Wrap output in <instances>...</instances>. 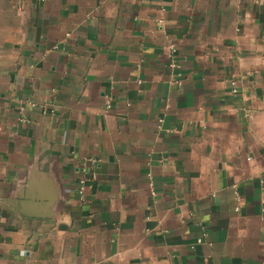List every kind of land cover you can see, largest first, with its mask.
Wrapping results in <instances>:
<instances>
[{
    "label": "crops",
    "instance_id": "0c3cea01",
    "mask_svg": "<svg viewBox=\"0 0 264 264\" xmlns=\"http://www.w3.org/2000/svg\"><path fill=\"white\" fill-rule=\"evenodd\" d=\"M0 264H264V0H0Z\"/></svg>",
    "mask_w": 264,
    "mask_h": 264
},
{
    "label": "built area",
    "instance_id": "2783aa9c",
    "mask_svg": "<svg viewBox=\"0 0 264 264\" xmlns=\"http://www.w3.org/2000/svg\"><path fill=\"white\" fill-rule=\"evenodd\" d=\"M66 37H68V35L66 36ZM56 47V46H55ZM173 52H175V47H174V45H171L170 46V53L172 54ZM170 54V55H171ZM107 106H109V101H108V103H107ZM93 161V160H92ZM149 187H150V191H151V194L152 195H155V186H154V183H153V181L152 180H150V182H149ZM78 194L80 195V197H82V194H83V186L82 185H80V187H79V189H78ZM239 209V206H235V208H234V210H238ZM205 235V234H204ZM204 237V236H203ZM203 237H199V238H197V242L198 243H200V242H202V240H203Z\"/></svg>",
    "mask_w": 264,
    "mask_h": 264
}]
</instances>
